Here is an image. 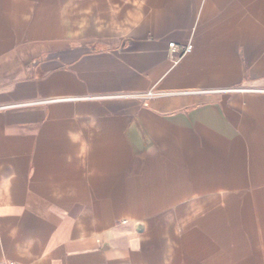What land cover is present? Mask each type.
<instances>
[{
    "label": "crops",
    "instance_id": "crops-1",
    "mask_svg": "<svg viewBox=\"0 0 264 264\" xmlns=\"http://www.w3.org/2000/svg\"><path fill=\"white\" fill-rule=\"evenodd\" d=\"M3 261L264 264V0H0Z\"/></svg>",
    "mask_w": 264,
    "mask_h": 264
},
{
    "label": "built area",
    "instance_id": "built-area-1",
    "mask_svg": "<svg viewBox=\"0 0 264 264\" xmlns=\"http://www.w3.org/2000/svg\"><path fill=\"white\" fill-rule=\"evenodd\" d=\"M190 49H191V45H189L185 50H183L182 53L184 54L185 52L189 51ZM170 50L172 51V53H175L177 51H181L175 43H170ZM153 95H154V92H149L146 96L151 97ZM0 264H20V263L14 262V261H3Z\"/></svg>",
    "mask_w": 264,
    "mask_h": 264
},
{
    "label": "rangeland",
    "instance_id": "rangeland-1",
    "mask_svg": "<svg viewBox=\"0 0 264 264\" xmlns=\"http://www.w3.org/2000/svg\"><path fill=\"white\" fill-rule=\"evenodd\" d=\"M151 92H153V91H151ZM148 94V93H147Z\"/></svg>",
    "mask_w": 264,
    "mask_h": 264
}]
</instances>
